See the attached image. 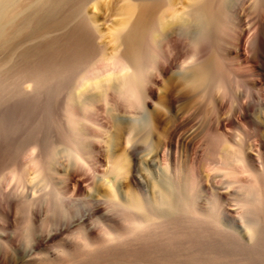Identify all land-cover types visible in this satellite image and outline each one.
Listing matches in <instances>:
<instances>
[{"label":"bare ground","instance_id":"bare-ground-1","mask_svg":"<svg viewBox=\"0 0 264 264\" xmlns=\"http://www.w3.org/2000/svg\"><path fill=\"white\" fill-rule=\"evenodd\" d=\"M103 1L0 0V264H264V0Z\"/></svg>","mask_w":264,"mask_h":264},{"label":"rangeland","instance_id":"rangeland-1","mask_svg":"<svg viewBox=\"0 0 264 264\" xmlns=\"http://www.w3.org/2000/svg\"><path fill=\"white\" fill-rule=\"evenodd\" d=\"M110 1V2H109ZM104 0L102 2V4L100 5V11L98 10H92V6L88 3V8L90 9V11H93L95 12L98 17L100 18L101 20V24H102V27L107 30L109 27H111L112 24H114L120 17L118 14H117V8L119 7V4H121V1L120 0ZM104 3V4H103ZM119 3V4H118ZM105 4L106 7H105ZM100 12V13H99ZM104 12V13H103ZM102 13V14H101ZM100 15V16H99ZM35 42L31 44V42H27L25 43L26 45H23L21 47V49L25 48V47H29V46H32L33 44L35 45L37 43L36 40H34ZM30 44V45H29ZM172 81V80H171ZM190 103V104H189ZM192 103L187 101V100H180L179 102H177L174 106V110L176 111L177 114H180L187 110L190 109L192 110L191 108H193L194 106L196 107V104H193V106H191ZM194 107V109H195ZM197 122V119L192 121L190 124H188L187 126L184 125L182 126L180 129H179V133H184L186 132V130L188 128H190L192 126V124L194 125L195 123ZM181 156H180V163L181 165H183V167H185V164L189 161V150L188 149H185V150H181ZM188 154V155H187ZM187 156V157H186ZM205 178V177H204ZM9 180L6 181L5 185H4V189L8 188V189H11L15 186V182L12 181V177H8ZM28 186H29V183L27 182ZM9 186V187H8ZM7 190V189H6ZM85 194V193H84ZM84 194H77L76 197H81L83 196ZM2 233V232H0ZM7 233L9 235H12V229H7ZM19 248L20 249H23V246H22V243L19 241Z\"/></svg>","mask_w":264,"mask_h":264}]
</instances>
